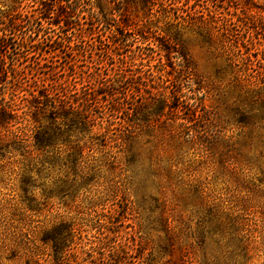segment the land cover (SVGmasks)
Returning a JSON list of instances; mask_svg holds the SVG:
<instances>
[{
	"label": "rangeland",
	"instance_id": "1",
	"mask_svg": "<svg viewBox=\"0 0 264 264\" xmlns=\"http://www.w3.org/2000/svg\"><path fill=\"white\" fill-rule=\"evenodd\" d=\"M71 1L0 0V264H264V0Z\"/></svg>",
	"mask_w": 264,
	"mask_h": 264
},
{
	"label": "trees",
	"instance_id": "2",
	"mask_svg": "<svg viewBox=\"0 0 264 264\" xmlns=\"http://www.w3.org/2000/svg\"><path fill=\"white\" fill-rule=\"evenodd\" d=\"M42 4H49L50 7L52 8V5H55L57 3H59L61 0H41ZM79 0H72L71 3L73 2H78ZM128 1V0H126ZM131 2V4H139L142 5L144 7H146L147 10H150V8L152 6L155 5L156 1L158 0H129ZM4 31H6L4 29ZM10 32H14L15 28L12 26V29L9 30ZM4 38L0 37V49L4 48ZM263 59V58H262ZM264 61V59H263ZM174 72L173 75V81H171L169 83V86H167L166 88H168L170 90L169 92V99H170V104L169 105H164V102L167 98H164V96H161L160 101L157 100V102H160L161 105H163V107L168 108L169 112L174 110L177 112H181L182 110H184L186 113L188 112L189 114H191L192 118L195 117L189 110L191 108V105L189 106L188 103H186L184 100H181L182 98L185 97V95H182V88H183V84L181 85V83L184 81V74H188L186 72V70H183L181 68H176V69H172ZM136 85L131 83V86L127 89H124L121 93L122 95L125 97L128 92H130L131 94H133V90H136ZM137 92V91H136ZM89 100L87 99V95H84L80 101L78 100H73L72 102H69L66 99L60 98L59 96H56V98L51 99L50 101H48V103L44 104L45 107L48 105V108H44V111H48V121L50 122H56V120L61 119V123L62 124V131H60V125L55 124L54 126H52L51 124L47 125V129H45L44 132H42V134L47 138L46 140H39L38 142L41 145H48L49 144V140L48 139H52L55 136L60 135L61 133H65L67 132L66 128L67 124L66 122L69 123V125H71L70 123H73L76 119V116L78 114H81L82 111L85 110V107H88L87 102ZM73 102H79L75 106H73ZM181 109V110H179ZM35 113V112H34ZM43 113L40 114V110L38 112V116L39 115H43ZM173 116L177 117V114L175 113ZM12 120V115L7 113L5 111L4 108H0V130L4 131V129L7 127L8 123ZM188 121V120H187ZM32 125V129H30V138L34 137V136H39L38 134H40L39 132H37V127H35L32 123L30 124ZM181 125H178V127H180ZM7 131V129H6ZM184 132V130L182 132L179 133V135H181ZM188 135V134H187ZM29 138V137H28Z\"/></svg>",
	"mask_w": 264,
	"mask_h": 264
}]
</instances>
